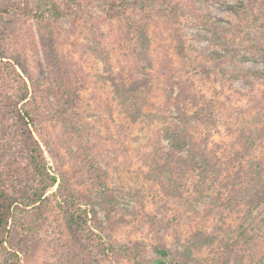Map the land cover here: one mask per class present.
Returning a JSON list of instances; mask_svg holds the SVG:
<instances>
[{"label":"rangeland","instance_id":"rangeland-1","mask_svg":"<svg viewBox=\"0 0 264 264\" xmlns=\"http://www.w3.org/2000/svg\"><path fill=\"white\" fill-rule=\"evenodd\" d=\"M53 1L47 47L37 0L0 13L36 114L0 116V264H264V0Z\"/></svg>","mask_w":264,"mask_h":264},{"label":"trees","instance_id":"trees-1","mask_svg":"<svg viewBox=\"0 0 264 264\" xmlns=\"http://www.w3.org/2000/svg\"><path fill=\"white\" fill-rule=\"evenodd\" d=\"M68 1L70 0H65V2H68ZM37 2L38 4H40V7H39L40 10L36 11L38 14H36L35 12L36 14L35 21L37 22L39 26V30H43V32L39 31V36L42 40L41 44L47 47L46 35H49V36L53 35L54 30L50 26H47V27L43 26L42 21L52 20L54 24H57V21L61 17L70 16L69 12H70V8L73 7V4L69 2V4H66L62 10L61 8L58 7V4L55 3L53 0H37ZM1 3H4V6L0 5L1 14L7 13L8 9L9 10L11 9L12 11H16L15 9L16 7H18L17 9L21 10L20 9L21 0H3V2L0 1V4ZM203 20L204 18L202 19V21ZM49 51L50 49L47 50V57H48ZM263 54H264V50H263ZM0 58H4V52L2 51L1 48H0ZM142 58L144 59L145 55H143ZM11 61H12V64H4V66L6 65L8 66V68L11 69L10 72L13 74V76L9 75L11 77L9 78L8 74L3 75L2 73H0V116L4 115L5 113H11V114H15L22 123H24L26 119L25 117H28L29 120L33 122L32 119L36 115V114H33L34 113L33 100H35V96L33 97L30 96L28 98L29 91H28L27 85L24 82L23 78L20 76V74L16 72L15 67L16 66L19 67L21 72L28 76L27 70L26 68H24L23 64L20 62L18 58L13 57ZM46 62H47V66L51 65V67H58L61 65V61L58 59L54 60L53 62H50V61H46ZM13 78H15V80ZM9 80L12 82L11 84L13 87L9 86ZM117 93L119 97L122 99L121 101L122 104H126L128 102L133 107L136 105L135 101L132 102L131 99H135L137 98V96H135L134 93L131 94L130 90L123 88L121 91L118 90ZM20 104H21V107H18ZM66 125L68 129H72L75 132L77 131L76 133H78L79 129L75 128L73 124H71L70 121H67ZM24 126L27 127L25 123H24ZM30 151L32 154L36 155L37 147L36 148L32 147ZM34 167L37 169V172L38 171L40 172L41 179H43V182H44V186L42 190L38 194H36L34 199L32 200L33 205H35L36 203H39L40 200L43 198L47 189L55 183V178L47 175L45 172L40 171L38 169L37 164H35ZM253 178L254 177H251L252 183H254ZM14 204H15L14 198H12L11 195H9L5 191L4 187L0 183V252H3L6 250L5 249L6 247L4 246L5 241H6L5 236H4V234L6 233V230H5L6 225L10 220L12 219L15 220L14 214L12 211L14 209L13 208ZM13 242H14L13 239H11L10 241L7 239L8 245H10L12 249L16 250L13 246L14 245ZM157 254L160 256V260L165 261L167 264H182V263H174V261L169 260L168 252L165 250H159L157 251ZM118 257L119 256H116V258ZM10 259H11L10 264H20L19 258L17 257L15 253L10 254ZM134 264H151V262L148 261L146 258H136L134 259Z\"/></svg>","mask_w":264,"mask_h":264}]
</instances>
